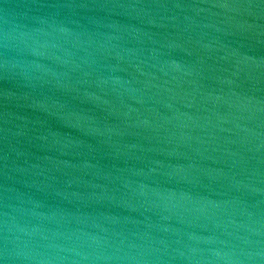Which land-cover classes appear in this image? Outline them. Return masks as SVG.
<instances>
[{
  "label": "water",
  "instance_id": "obj_1",
  "mask_svg": "<svg viewBox=\"0 0 264 264\" xmlns=\"http://www.w3.org/2000/svg\"><path fill=\"white\" fill-rule=\"evenodd\" d=\"M0 264H264V0H0Z\"/></svg>",
  "mask_w": 264,
  "mask_h": 264
}]
</instances>
